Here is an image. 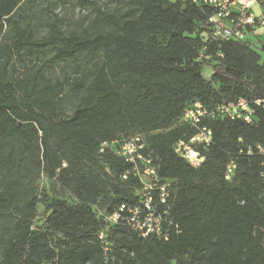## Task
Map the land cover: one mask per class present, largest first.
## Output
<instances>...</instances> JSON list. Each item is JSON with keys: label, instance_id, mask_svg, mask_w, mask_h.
Listing matches in <instances>:
<instances>
[{"label": "trees", "instance_id": "1", "mask_svg": "<svg viewBox=\"0 0 264 264\" xmlns=\"http://www.w3.org/2000/svg\"><path fill=\"white\" fill-rule=\"evenodd\" d=\"M38 1L46 0H0V264H264V102L252 123L210 118L213 141L199 167L173 147L194 133L182 121L192 103L264 99L252 39L213 42L212 57L198 59L214 12L203 0H127L74 29L54 14L39 36L29 13ZM252 36L264 49V34ZM58 64L62 76L45 73ZM136 135L177 184L167 238L105 220L138 201L141 182L123 178L131 164L102 144ZM43 171L74 200L52 198L35 225ZM106 228L108 258L99 238Z\"/></svg>", "mask_w": 264, "mask_h": 264}, {"label": "built area", "instance_id": "2", "mask_svg": "<svg viewBox=\"0 0 264 264\" xmlns=\"http://www.w3.org/2000/svg\"><path fill=\"white\" fill-rule=\"evenodd\" d=\"M213 7L214 12L209 18L208 29L201 33L205 43L198 59H210L206 54L209 44L227 40H244L257 30L264 27V14L260 1L264 0H203ZM256 7L259 12L256 11ZM264 102L262 98L239 97L227 102H221L214 108L206 107L196 101L185 108L182 121L188 123L194 133L179 139L174 144L175 152L186 159L193 167H199L205 160L202 153L213 141V130L208 120L218 115L230 119H242L252 123L256 114V106ZM114 149L131 164V169L123 174L127 178L130 174L138 177L141 182L139 199L134 204L123 203L113 214L105 217L109 225L123 219L126 224L143 237L157 235L168 237L165 224L171 223L170 215L173 200L177 191L174 180L164 178L159 173V164L149 153H145V142L142 136L105 141L101 152ZM236 164L231 161L226 168V179L233 178ZM126 213V214H124ZM107 228L99 233L106 257L110 249V241L106 237Z\"/></svg>", "mask_w": 264, "mask_h": 264}, {"label": "rangeland", "instance_id": "3", "mask_svg": "<svg viewBox=\"0 0 264 264\" xmlns=\"http://www.w3.org/2000/svg\"><path fill=\"white\" fill-rule=\"evenodd\" d=\"M127 0H46L38 1L30 5L29 13L32 16V20L36 23H40L38 29V35L42 36L48 32V28L42 25L43 21L48 17H53L57 14L64 19V28L74 29L78 26V22L81 19H86V24L89 23L98 13L101 11H107L115 9L121 6ZM256 11L259 9L256 7ZM258 34H264V27L257 30ZM252 39L253 47L262 56V63L264 64V49L262 48L263 42L259 41L255 36L250 37ZM27 62L29 59H26ZM15 69L20 71L22 68V62L16 60ZM63 64H58L55 67H48L45 69V73L50 77L62 76ZM72 67L68 68L70 71ZM205 77L209 78L212 75V67L206 66L203 69ZM75 99L69 98L65 104L67 112H71L74 108ZM3 169L0 170V180L3 173ZM35 193L38 196L40 202L38 205V211L35 217V225L43 223L45 217L49 213L47 205L52 198H62L69 201L74 200L73 194L59 182L50 177L45 171L39 174L35 181Z\"/></svg>", "mask_w": 264, "mask_h": 264}]
</instances>
